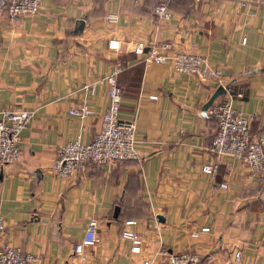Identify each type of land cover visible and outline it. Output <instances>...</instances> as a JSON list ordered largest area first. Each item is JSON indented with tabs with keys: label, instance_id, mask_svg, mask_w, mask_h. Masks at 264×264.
Here are the masks:
<instances>
[{
	"label": "crops",
	"instance_id": "1",
	"mask_svg": "<svg viewBox=\"0 0 264 264\" xmlns=\"http://www.w3.org/2000/svg\"><path fill=\"white\" fill-rule=\"evenodd\" d=\"M160 2L167 18L152 12ZM109 39L118 47L108 48ZM137 40L203 55L232 87L231 104L249 117L250 133L264 124L261 0H40L35 13L17 21L1 13L0 108L31 116L19 133L20 156L0 171V245L32 253L30 264H167L159 251L184 249L200 264H264V189L231 156L220 157L212 181L199 168L210 160L216 123L205 103L218 85L166 64H139L132 52ZM116 60L126 66L116 76L122 86L117 116L134 119L138 156L70 178L54 175L57 146L76 136L88 141L106 106L104 82L93 93L82 85ZM131 69L140 71L136 89ZM80 103L90 109L85 117L67 112ZM222 180L226 186L217 187ZM90 217L97 219V240L81 258L72 246ZM127 218L140 237L136 253L120 235ZM202 225L209 230L190 237Z\"/></svg>",
	"mask_w": 264,
	"mask_h": 264
},
{
	"label": "built area",
	"instance_id": "2",
	"mask_svg": "<svg viewBox=\"0 0 264 264\" xmlns=\"http://www.w3.org/2000/svg\"><path fill=\"white\" fill-rule=\"evenodd\" d=\"M40 0H0V14H6L11 21H17L22 14H33L37 11ZM264 3V0H261ZM152 12L160 18L169 16V9L164 2L155 4ZM114 13H107L105 18L113 21ZM245 39L241 37V42ZM107 47H118L116 39H109ZM132 52L139 55L144 62L153 61L166 64L176 72L189 73L198 80H213L223 89L218 100L207 106L208 115L215 121L216 129L209 141L207 151L210 160L200 164L201 172L215 179L216 168L221 156H231L241 161L250 171L257 185L264 189V124L255 134L250 133L249 117L235 109L231 100L233 94L228 82L218 67L198 53L170 49L166 42H145L137 40ZM121 68L120 60H116L113 67L105 75L98 77L82 88L93 93L95 85L100 82L106 84V106L99 116L98 126L88 141H81L78 136L57 146L55 156L50 164L51 172L63 178H70L85 168H93L101 163H111L118 159L136 158L134 147V119H123L117 116L121 98V86L116 81V74ZM239 96L240 93H237ZM149 98H156L149 94ZM67 112L78 118L85 117L90 109L86 104L70 106ZM31 116L26 109L0 108V171L4 164L15 161L20 156L19 133ZM217 187H225L224 180L216 183ZM133 218L123 220L126 225L120 231L121 237L129 240V250L139 252L140 237L130 227ZM97 219L90 217L86 220L82 236L72 246V251L82 258L83 248L90 246L97 240ZM4 228L0 217V231ZM209 227L202 225L198 229L189 231L190 237H197L207 232ZM166 258L167 264H200L199 256L190 250L159 251ZM240 254L235 251L233 259L238 261ZM34 260L32 253L21 251L17 246L3 243L0 245V264H30ZM101 264V263H97ZM141 264H147L144 259ZM246 264H251L246 260Z\"/></svg>",
	"mask_w": 264,
	"mask_h": 264
},
{
	"label": "trees",
	"instance_id": "3",
	"mask_svg": "<svg viewBox=\"0 0 264 264\" xmlns=\"http://www.w3.org/2000/svg\"><path fill=\"white\" fill-rule=\"evenodd\" d=\"M120 62H121V68H120V70L117 72V74L120 72V71H122L123 69H125L126 68V66H125V64L120 60ZM139 64H142V58H141V60H139V62H138ZM139 67V66H138ZM133 69V68H132ZM130 70V71H128V74L131 76V78H130V85H132V86H135V89H136V87H137V83H138V80H139V76H140V71H134V70ZM135 69V68H134ZM140 69V68H139ZM117 74H116V76H117ZM117 81V80H116ZM229 85V84H228ZM229 87H230V90L232 89V87L229 85ZM121 91H122V86H121ZM233 92V91H232ZM233 93H235V92H233ZM126 159H128V158H126ZM118 160H121V159H118Z\"/></svg>",
	"mask_w": 264,
	"mask_h": 264
},
{
	"label": "water",
	"instance_id": "4",
	"mask_svg": "<svg viewBox=\"0 0 264 264\" xmlns=\"http://www.w3.org/2000/svg\"><path fill=\"white\" fill-rule=\"evenodd\" d=\"M81 23H82V20H80V21L78 22V25L76 26V28H77L78 30H79L80 27H81ZM221 93H223V89H222L221 86L218 85V86L215 88V90H214V92L212 93V95L210 96V98L206 101L205 105H209V104L211 103L212 99H213L217 94H221Z\"/></svg>",
	"mask_w": 264,
	"mask_h": 264
}]
</instances>
